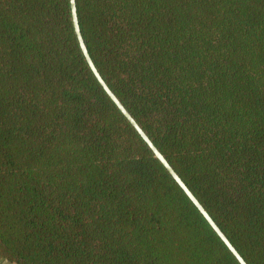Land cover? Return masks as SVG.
<instances>
[{"label":"trees","instance_id":"16d2710c","mask_svg":"<svg viewBox=\"0 0 264 264\" xmlns=\"http://www.w3.org/2000/svg\"><path fill=\"white\" fill-rule=\"evenodd\" d=\"M76 6L109 87L264 264V0ZM0 261L241 264L98 81L70 0H0Z\"/></svg>","mask_w":264,"mask_h":264},{"label":"water","instance_id":"95a60500","mask_svg":"<svg viewBox=\"0 0 264 264\" xmlns=\"http://www.w3.org/2000/svg\"><path fill=\"white\" fill-rule=\"evenodd\" d=\"M70 3H71V10H72L73 24H74L75 32L77 34L81 49L85 55V58L89 64V66L91 67L93 73L97 77L100 84L103 86L105 91L109 94V96L112 98V100L115 102V104L121 110V112L127 117V119L131 122V124L134 126V128L143 137V139L146 141V143L149 145V147L154 152L155 156L167 168V170L171 173L173 178L183 188L185 193L189 196V198L197 206V208L204 215V217L207 219V221L210 223V225L214 228V230L217 232V234L226 243V245L229 247V249L232 251V253L235 255V257L239 260V262L241 264H248L247 261L243 258V256L239 253V251L235 248V246L231 243V241L229 240L227 235L222 231V229L219 227V225L215 222L213 217L209 214V212L205 209V207L202 205V203L195 196V194L187 186V184L184 182V180L181 178V176L178 174V172L173 168V166L170 164V162L167 160V158L164 156V154L159 150V148L155 145V143L151 140V138L148 136V134L139 125V123L136 121V119L133 117V115L128 111V109L125 107V105L121 102V100L117 97V95L113 92V90L109 87L107 82L104 80V78L102 77V75L98 71V69H97V67H96V65H95V63H94V61H93V59H92V57L88 51L87 45L84 41V38H83V35L81 32V28H80V24H79L78 14H77L76 0H70Z\"/></svg>","mask_w":264,"mask_h":264},{"label":"crops","instance_id":"0c3cea01","mask_svg":"<svg viewBox=\"0 0 264 264\" xmlns=\"http://www.w3.org/2000/svg\"><path fill=\"white\" fill-rule=\"evenodd\" d=\"M0 264H13V263H11V262H1L0 261Z\"/></svg>","mask_w":264,"mask_h":264}]
</instances>
